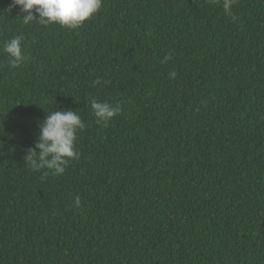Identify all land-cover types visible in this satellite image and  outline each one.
Wrapping results in <instances>:
<instances>
[{
	"label": "trees",
	"instance_id": "16d2710c",
	"mask_svg": "<svg viewBox=\"0 0 264 264\" xmlns=\"http://www.w3.org/2000/svg\"><path fill=\"white\" fill-rule=\"evenodd\" d=\"M11 2L0 264H264V0H235V19L223 0H102L73 30L25 25ZM20 34L29 58L11 67ZM90 97L120 106L106 127ZM55 110L86 127L79 159L41 178L23 155Z\"/></svg>",
	"mask_w": 264,
	"mask_h": 264
},
{
	"label": "clouds",
	"instance_id": "9594fccd",
	"mask_svg": "<svg viewBox=\"0 0 264 264\" xmlns=\"http://www.w3.org/2000/svg\"><path fill=\"white\" fill-rule=\"evenodd\" d=\"M235 0H223V8L227 15L233 16L231 5ZM19 6L20 12L25 13L22 22L29 25L36 22L42 26L58 24L69 30L77 29L96 14L101 6L102 0H12L9 8ZM235 19V16H233ZM24 36L22 34L8 39L3 44V52L7 54L11 67H18L28 60V55L23 48ZM172 59L171 53L164 56L161 63ZM169 77L175 79L177 73H168ZM101 78H97L93 84H100ZM107 85L109 81L104 80ZM91 110L96 118L97 124L107 126L108 122L120 112V106H113L106 101L89 98ZM86 125L80 115L73 110H55L47 114L39 124L37 139L34 147L25 151L23 159L26 166L33 171L42 173L45 177L51 172L52 175H62L70 160L79 159V152L75 148L76 133L83 130ZM74 203L80 206V197H74Z\"/></svg>",
	"mask_w": 264,
	"mask_h": 264
}]
</instances>
